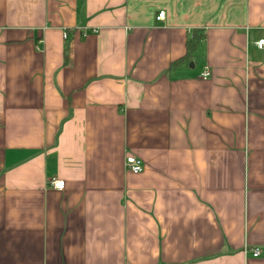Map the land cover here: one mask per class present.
Here are the masks:
<instances>
[{"label": "crops", "instance_id": "1", "mask_svg": "<svg viewBox=\"0 0 264 264\" xmlns=\"http://www.w3.org/2000/svg\"><path fill=\"white\" fill-rule=\"evenodd\" d=\"M261 38L264 0H0V264H264Z\"/></svg>", "mask_w": 264, "mask_h": 264}, {"label": "built area", "instance_id": "2", "mask_svg": "<svg viewBox=\"0 0 264 264\" xmlns=\"http://www.w3.org/2000/svg\"><path fill=\"white\" fill-rule=\"evenodd\" d=\"M164 17V11L158 12L156 19H163ZM64 37L66 38V34H64ZM256 46L259 49H264V38L258 39L256 41ZM210 73L207 69H205L202 74H200L201 79H207L209 77ZM124 167L127 171H129L132 174H139L143 170V165L141 160L138 157H135L131 154L125 155L124 158ZM51 186L56 190H62L64 188V181L62 179H52L50 181ZM259 255V251L257 249H254L252 251V256L257 257Z\"/></svg>", "mask_w": 264, "mask_h": 264}, {"label": "trees", "instance_id": "3", "mask_svg": "<svg viewBox=\"0 0 264 264\" xmlns=\"http://www.w3.org/2000/svg\"><path fill=\"white\" fill-rule=\"evenodd\" d=\"M204 38V34L201 30L199 29H193L191 31V35L187 38L186 41V48H185V54L173 61L170 64V68L175 67L183 62H187L190 60L196 49L198 48L199 44ZM64 59L66 60V47L64 49Z\"/></svg>", "mask_w": 264, "mask_h": 264}]
</instances>
